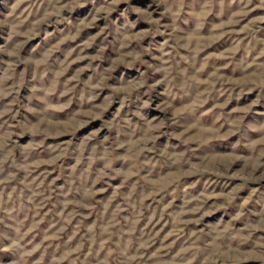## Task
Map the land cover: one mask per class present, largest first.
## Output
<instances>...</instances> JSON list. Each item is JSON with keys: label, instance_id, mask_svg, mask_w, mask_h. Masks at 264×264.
<instances>
[{"label": "rangeland", "instance_id": "obj_1", "mask_svg": "<svg viewBox=\"0 0 264 264\" xmlns=\"http://www.w3.org/2000/svg\"><path fill=\"white\" fill-rule=\"evenodd\" d=\"M0 264H264V0H0Z\"/></svg>", "mask_w": 264, "mask_h": 264}]
</instances>
